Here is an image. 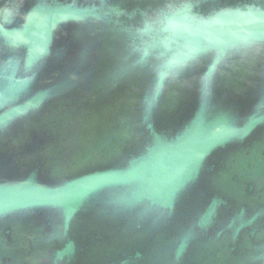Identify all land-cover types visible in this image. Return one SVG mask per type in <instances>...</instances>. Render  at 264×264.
Masks as SVG:
<instances>
[{
	"label": "water",
	"instance_id": "obj_1",
	"mask_svg": "<svg viewBox=\"0 0 264 264\" xmlns=\"http://www.w3.org/2000/svg\"><path fill=\"white\" fill-rule=\"evenodd\" d=\"M0 264H264V0H0Z\"/></svg>",
	"mask_w": 264,
	"mask_h": 264
}]
</instances>
